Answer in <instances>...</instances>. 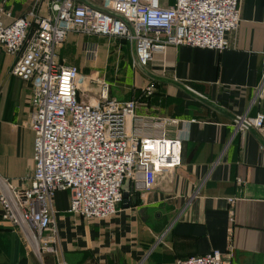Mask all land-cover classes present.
<instances>
[{"label": "crops", "instance_id": "crops-1", "mask_svg": "<svg viewBox=\"0 0 264 264\" xmlns=\"http://www.w3.org/2000/svg\"><path fill=\"white\" fill-rule=\"evenodd\" d=\"M4 5L20 17L35 0ZM39 8L46 13L44 5ZM241 10L227 49L171 45L137 74L142 87H155L145 102L141 97L137 113L181 119L167 128L169 137L182 138L178 167L151 189L126 184L128 201L107 219L71 214L69 191L66 202L60 191L55 194L58 248L69 264H175L213 250L226 253L232 264H264V131L234 133L237 114L264 113V95L260 104L253 102L264 71V0H241ZM94 37L71 32L66 43L85 48L96 43ZM58 56L81 71V59ZM15 59L0 47V173L23 188L34 170L32 84L12 74ZM139 89L120 96L112 83L111 94L126 100ZM0 264L59 260L36 255L0 205Z\"/></svg>", "mask_w": 264, "mask_h": 264}, {"label": "built area", "instance_id": "built-area-1", "mask_svg": "<svg viewBox=\"0 0 264 264\" xmlns=\"http://www.w3.org/2000/svg\"><path fill=\"white\" fill-rule=\"evenodd\" d=\"M4 1L0 47L16 58L12 74L32 84L34 170L23 188L0 173V205L36 255L50 253L59 264H69L58 248L56 192L69 191V213L107 219L124 201L126 184L142 182L151 189L181 164L182 138L167 134L180 118L138 114L140 97L113 96L105 76L87 79L77 65L60 61L59 47L71 32L123 39L144 68L171 45L223 51L230 44L228 34L240 26L241 0H35L20 17ZM84 50L96 59L99 48L86 43ZM139 90L142 98L155 93L152 84ZM82 91L94 96L84 101ZM263 95L264 71L253 102L260 104ZM234 128L235 134L263 132L264 113L237 114ZM175 264L232 263L226 253L213 250Z\"/></svg>", "mask_w": 264, "mask_h": 264}, {"label": "rangeland", "instance_id": "rangeland-1", "mask_svg": "<svg viewBox=\"0 0 264 264\" xmlns=\"http://www.w3.org/2000/svg\"><path fill=\"white\" fill-rule=\"evenodd\" d=\"M164 1L170 3L173 0ZM93 41L100 45L98 55L94 60H92V58L86 54L83 46L75 48V46L73 47V45H71L72 43L69 44L66 43V41L59 47L58 51L61 57L66 58L69 62L76 63L74 60H70L68 55L77 57V61L81 59L83 61L81 74L87 76V79H90L95 75L105 76L110 82L113 83V93L116 95L128 97L131 89L134 87H142L140 85L141 83H139L136 78L138 77L137 74L141 73V71H143L145 68L140 62H134L133 49L129 42L113 37H94ZM65 45H67L65 51L71 50L68 55H65L62 51V48ZM86 63H88V65ZM134 92L135 93H133V95L136 98H141L140 90H135ZM81 96V99L87 101L91 96H94V94L91 95L82 91ZM146 100L147 98L141 99L142 102H145ZM59 191L57 192H59V195L64 197L63 201L66 202L68 192L63 190ZM45 254L46 252L42 253L43 256H45Z\"/></svg>", "mask_w": 264, "mask_h": 264}, {"label": "water", "instance_id": "water-1", "mask_svg": "<svg viewBox=\"0 0 264 264\" xmlns=\"http://www.w3.org/2000/svg\"><path fill=\"white\" fill-rule=\"evenodd\" d=\"M141 184L144 186L143 183H141ZM129 194H130V192H129L128 188H126V186H125V190H124V201H125V202L128 201Z\"/></svg>", "mask_w": 264, "mask_h": 264}, {"label": "bare ground", "instance_id": "bare-ground-1", "mask_svg": "<svg viewBox=\"0 0 264 264\" xmlns=\"http://www.w3.org/2000/svg\"><path fill=\"white\" fill-rule=\"evenodd\" d=\"M34 246H35V248H37V247H38V244H37V242H36V241H34Z\"/></svg>", "mask_w": 264, "mask_h": 264}]
</instances>
